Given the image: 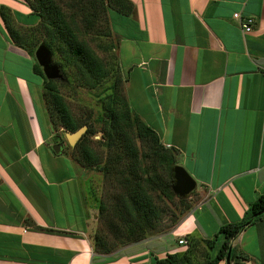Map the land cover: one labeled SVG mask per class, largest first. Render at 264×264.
<instances>
[{
    "label": "crops",
    "instance_id": "obj_1",
    "mask_svg": "<svg viewBox=\"0 0 264 264\" xmlns=\"http://www.w3.org/2000/svg\"><path fill=\"white\" fill-rule=\"evenodd\" d=\"M129 1L132 15L107 12L124 93L195 180L191 208L152 240L93 252L94 210L81 185L49 179L57 172L47 164L57 135L33 60L5 24L23 33L38 18L26 0H0V264H155L183 254L187 237L217 239L220 227L242 222L264 194V0ZM237 13L253 19L250 33ZM231 248L247 257L241 264H264V219L245 227Z\"/></svg>",
    "mask_w": 264,
    "mask_h": 264
},
{
    "label": "trees",
    "instance_id": "obj_2",
    "mask_svg": "<svg viewBox=\"0 0 264 264\" xmlns=\"http://www.w3.org/2000/svg\"><path fill=\"white\" fill-rule=\"evenodd\" d=\"M33 14L38 18V24L26 29L23 33L13 31L5 21L9 36L13 42L33 60V73L41 78V98L51 129L62 127L65 132H75L83 125L87 126V132L76 144L75 149L80 157L81 164L85 168L98 165V159L86 138H89L92 129L87 121L77 120L61 95L56 84L67 83L64 72L66 66H73L79 80L84 86L95 89L116 68L113 50L117 47L108 20V10H113L123 16H130L134 12V6L129 0H26ZM94 34L98 39L97 48L109 54L105 58L99 57L90 47L87 36ZM43 44L52 54L60 56L62 62L55 63L61 70L63 79L47 81L41 68L34 59V52ZM115 65V66H114ZM118 66V63H117ZM118 72V70H116ZM115 83H120L118 80ZM117 85L111 86L114 92L102 103V110L109 117L105 125L103 145L108 150L105 167L102 172L105 177L117 172V182L121 185V191L116 196L112 206L110 228L116 239L123 243H137L144 240L147 233L157 231L160 223L169 209L165 200L172 202L176 196L171 190L172 171L178 164V152L173 148H165L159 142L155 131L147 126L143 120L131 109L127 97L121 88L117 91ZM119 92V94H118ZM121 92V93H120ZM122 94V95H121ZM136 139L145 145L146 150L137 147ZM127 162L125 169L116 170L115 166ZM183 205L186 199H179ZM191 205H185L188 211ZM108 210L102 203L99 206L98 220L108 218ZM261 215L256 216L257 213ZM105 214V215H104ZM264 219V194L248 207L242 222L226 224L218 230L217 239H221L219 248L214 257H209L206 251H210L217 242L215 240H198L187 237V250L181 255H168L162 260H154L155 264H192L200 260L201 264H217L225 260L230 250V261L241 264L248 260L244 255H236L231 242L247 226L253 225ZM175 223V221L173 222ZM93 252L96 254L111 253V244L105 235L95 233L93 236Z\"/></svg>",
    "mask_w": 264,
    "mask_h": 264
},
{
    "label": "rangeland",
    "instance_id": "obj_3",
    "mask_svg": "<svg viewBox=\"0 0 264 264\" xmlns=\"http://www.w3.org/2000/svg\"><path fill=\"white\" fill-rule=\"evenodd\" d=\"M86 36L88 37L87 40L90 47L94 49L95 53L99 57L105 58L109 55L107 53L105 54L102 49L96 47L98 39L103 43L105 42L104 39L97 38L94 34ZM112 52L114 59L116 58V68L115 70L114 67L112 68L109 77L105 79L97 88L90 89L81 84L79 75L77 74V71L73 66H66L64 68V72L67 76V83L60 82L56 84L58 93L63 98L72 115L81 122L84 120L87 121L88 125L91 127L92 133L89 138H86L85 141L96 155L98 159V165L96 167L91 166L85 168L84 165L81 164L79 154L76 151L77 148L75 149L76 145L74 147L68 146L64 137L65 130L62 127H57L56 129L50 128L53 134L61 136V141L64 143V148L59 155L53 156L52 160H50V158L47 164L57 166V172L49 175V179L64 176L69 180L71 179L70 181H72V183L81 185V192L85 193L84 202L85 204H88L87 207H92V209L94 210V212L92 213L95 214V218L97 219L95 222H93L92 227H90L92 239L95 233L105 235L111 244V252H116L117 250L132 244L123 243L120 239H116V236H120L119 233L118 235L112 233L117 231H114V229L112 230V228H110L112 224H116L115 221L111 220L110 215L112 212V206L116 200V196L121 191V185L116 180L118 179V175L115 170L114 173L110 174L108 177H105V174L102 172L108 156V150L103 145V142L105 141L103 135L105 133V125L109 117V115L102 110V103L114 93L111 89V86L113 84L117 85V91H120L121 88H123L124 91V78L120 71V66L116 54V47ZM52 59L54 63L62 62L61 57L58 55L54 56ZM116 70H118V72ZM117 78H119L118 80H120L119 84L115 83L117 82ZM38 79H40L41 81V78H39V76ZM136 143L137 147H140V150H146V147H144L145 145L141 144L138 139H136ZM49 144H52L51 141ZM125 165H127V162L108 167L110 169L111 167H115L118 171L121 169H125ZM64 189H66V187H64ZM64 197H66V194L64 195ZM185 199L186 202L184 205L178 201L177 197L174 198L172 202L165 200V204H167V208L169 209V211L167 215L164 216L163 222L160 223V227L157 229V231L147 233L146 238L140 242H144L150 239L152 240L155 235L170 231V229L178 222V220L187 212L184 210L185 205H190V203L188 201V198ZM65 203L67 206L66 208L69 211H72L73 208L71 206V202L65 200ZM102 203L108 210V212L106 213L108 215V218H106L104 221L98 220L99 206ZM70 216V219H73V215ZM74 219L76 220V218ZM174 221L175 223H173ZM191 262L192 264H201L200 260L194 262L193 259L191 260Z\"/></svg>",
    "mask_w": 264,
    "mask_h": 264
},
{
    "label": "water",
    "instance_id": "obj_4",
    "mask_svg": "<svg viewBox=\"0 0 264 264\" xmlns=\"http://www.w3.org/2000/svg\"><path fill=\"white\" fill-rule=\"evenodd\" d=\"M34 59L37 65L41 68L42 74L47 81H60L63 79L60 68L53 62L52 54L43 44L39 45L35 50ZM86 131L87 126L83 125L75 132H65L64 137L68 146L74 147L83 137ZM61 149H63L62 143L55 144L51 147V150L56 155L60 153ZM195 188V180L181 166L176 165L172 171L171 190L173 194L179 199H185L189 197ZM261 214L262 212H259L256 216ZM225 261L227 264H229L230 250L226 255Z\"/></svg>",
    "mask_w": 264,
    "mask_h": 264
},
{
    "label": "built area",
    "instance_id": "obj_5",
    "mask_svg": "<svg viewBox=\"0 0 264 264\" xmlns=\"http://www.w3.org/2000/svg\"><path fill=\"white\" fill-rule=\"evenodd\" d=\"M233 18L238 22L241 30L243 33H250L252 26H253V19L252 18H242L240 14H234ZM179 245L185 244V242L181 239L178 241Z\"/></svg>",
    "mask_w": 264,
    "mask_h": 264
},
{
    "label": "flooded vegetation",
    "instance_id": "obj_6",
    "mask_svg": "<svg viewBox=\"0 0 264 264\" xmlns=\"http://www.w3.org/2000/svg\"><path fill=\"white\" fill-rule=\"evenodd\" d=\"M55 139L56 140H54V139H52V140H54V141H52V145H51V147L53 146V145H55V144H58V143H62L63 144V148H64V143L61 141V136H56L55 137ZM61 150H63V149H61Z\"/></svg>",
    "mask_w": 264,
    "mask_h": 264
}]
</instances>
